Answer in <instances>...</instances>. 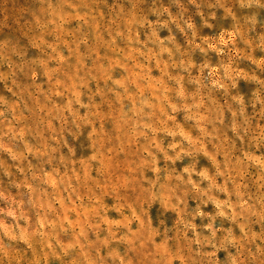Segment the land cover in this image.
<instances>
[{"label": "clouds", "instance_id": "9594fccd", "mask_svg": "<svg viewBox=\"0 0 264 264\" xmlns=\"http://www.w3.org/2000/svg\"><path fill=\"white\" fill-rule=\"evenodd\" d=\"M0 264H264V0H0Z\"/></svg>", "mask_w": 264, "mask_h": 264}, {"label": "rangeland", "instance_id": "374dc122", "mask_svg": "<svg viewBox=\"0 0 264 264\" xmlns=\"http://www.w3.org/2000/svg\"><path fill=\"white\" fill-rule=\"evenodd\" d=\"M20 2H21V0H17V6L19 5Z\"/></svg>", "mask_w": 264, "mask_h": 264}]
</instances>
